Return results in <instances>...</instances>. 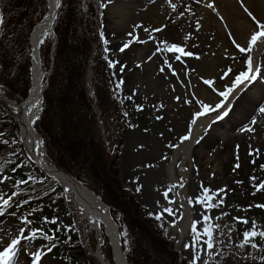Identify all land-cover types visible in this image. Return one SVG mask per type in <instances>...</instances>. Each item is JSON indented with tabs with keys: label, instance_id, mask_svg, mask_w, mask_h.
<instances>
[{
	"label": "rangeland",
	"instance_id": "rangeland-1",
	"mask_svg": "<svg viewBox=\"0 0 264 264\" xmlns=\"http://www.w3.org/2000/svg\"><path fill=\"white\" fill-rule=\"evenodd\" d=\"M187 1L186 6L190 11L209 10L206 5L210 0H204L198 5L195 4L197 0ZM100 3L103 8V42L109 55L112 76L121 86L126 104H129L126 120L129 121L130 126H127L129 128L126 130L122 143L121 134L124 123L115 110H110L108 118L101 124V133L109 154L107 156L110 158L119 155V172L123 188L129 191L136 201H141L146 207L145 203L150 205V210L155 217H159L173 234L174 250L194 264H207L217 255L222 256L223 263L220 264H236L238 260L260 259L264 256V239L257 236L248 244H244L243 233L253 229L257 232L264 231V207H257V205H264V189L258 190V186L264 183V165L256 169L254 175L243 178L245 171L241 169V166L235 167L234 164L231 172H227V179L218 180L223 175L217 177L218 173L214 175L208 170V166L207 171L204 170L201 149L210 151L211 155L217 151L219 163L224 166L223 162L229 160L231 165L235 161V156L240 154V144L244 141L252 140V146L264 147V112H261V109H264V100L255 101L252 94L239 96L231 108L234 109V111L231 110L232 114L238 110H249V107L258 109L254 125L257 134H253V131H245L244 133H249L243 137L244 141L233 137L230 142L226 141V136L238 135L236 134L238 126L248 121L254 114L251 113L245 122L239 124L238 121L236 125L232 124L233 116L231 115L227 126L231 127L232 131L222 135L225 129L216 132L209 128L201 136V146L193 150L194 163L191 166L187 184L188 203L193 217L191 229L183 242H179L169 227V224L175 221V216L182 215V210L176 204L175 193L165 190V183L162 181L165 163L171 160L172 148L178 145L189 131L186 108L191 105V102L183 95L182 84L192 81L193 86L195 84L203 86L214 96L209 101V105L225 106L227 99L234 91L226 97L220 96L219 92L227 91L228 87L236 89L232 81L236 75L246 71V58L250 54L240 52L232 43L233 46L225 52L215 51L210 57L206 54L214 61L215 66L218 65V69L207 68L203 55L200 58L188 59L192 68L177 78V85L173 82L163 84L154 82L153 79L151 80V71L153 72L151 56L154 55V53L151 54V44L156 39L155 34L144 33L142 43L135 48L137 52L141 51L140 54L136 51H127L125 47L126 35L128 31H132L140 24L139 17L142 13L131 17L127 23L128 26L120 29L109 18V7L111 9L116 1L100 0ZM147 5V8L154 5V1ZM121 40L124 42H119ZM7 41L13 54V60H9L8 66L10 71L15 73L18 71L17 64L23 58L21 50L24 41L19 37H7ZM236 43L243 46L239 41ZM161 52H163L162 49ZM41 57L43 69L46 71L45 59L42 55ZM145 64L148 65L145 66ZM229 68L231 72L227 71ZM209 71H212L216 78L212 80L214 83L211 86L204 83L209 79ZM91 77L92 75L90 82ZM0 89L5 97L20 100L18 90L12 91L3 84H0ZM193 89L195 93V88ZM204 104L206 103L202 101L199 108L204 109ZM222 109L216 108L207 115L220 113ZM40 141L43 143H39ZM39 142L42 156L47 162L55 165L45 138L40 137ZM234 153L236 155L233 156ZM262 157L264 159V153ZM0 167L3 169L0 171V180H3L5 176L10 177L0 183V194L5 199L12 197L10 206H7L4 214L0 215L1 250L9 247L13 239L20 241L15 249V256L9 264H14L20 254H23L29 264H98L95 256L88 251L81 240L76 216L69 206L64 190L59 184H50L46 175L27 159L18 114L1 98ZM243 179H249L250 182L245 184ZM21 181L26 183H20ZM205 189L210 190L212 198L201 203ZM221 189L223 191H220ZM166 192L167 196H165ZM165 209H170L171 212ZM205 217L209 219L206 220ZM237 217L247 220L248 223H242L236 219ZM25 219L30 223H26ZM53 220L55 223L51 222ZM194 227L196 231L193 230ZM206 228L212 232L213 249L207 248L206 242L209 237L204 234ZM21 229H23L22 235ZM34 231L35 237L32 236ZM42 233H46L55 240L43 239ZM8 234H10L9 237ZM135 238L137 239L135 256L140 264H173L164 254L152 249L151 245L142 240L139 235ZM89 240L91 247L95 248L96 236L92 229L89 232ZM62 242L74 243L77 248L65 250V244ZM242 244L243 247H241ZM252 244L258 247H252ZM103 254L111 264H115L113 252L109 246L103 245ZM37 255L40 257L39 261L36 260Z\"/></svg>",
	"mask_w": 264,
	"mask_h": 264
},
{
	"label": "bare ground",
	"instance_id": "bare-ground-1",
	"mask_svg": "<svg viewBox=\"0 0 264 264\" xmlns=\"http://www.w3.org/2000/svg\"><path fill=\"white\" fill-rule=\"evenodd\" d=\"M51 3V11L49 14L41 19L31 37V51H32V71H31V85L30 91L26 98L22 101L10 100L9 106L18 114V119L22 128V141L27 150V153L36 160L40 167L48 177L50 183L59 184L66 194L69 206L76 216L77 228L80 232L81 240L86 245L96 258L98 264H111L103 254L104 235L110 239L113 247V258L115 264H130L124 254L119 250L115 235V227L112 219L108 213L107 207L97 197V195L84 185H80L70 180L60 169L54 164L49 163L40 153V146L38 145V133L34 129L33 122L36 118V113L39 109L44 78V69L40 56L41 41L44 37L53 31L55 23V13L58 9L57 0H49ZM60 1V0H59ZM116 3L109 7V18L111 22L117 24L120 29H125L128 26L129 19L138 13H142L139 17V25L132 31H128L126 35L127 51H136V46L142 43L146 33L155 34V40L151 44V80L158 83L173 82L175 85L177 78L185 73L186 70L192 68L189 58H203L206 59L205 64L207 68L218 69L209 57L215 51L225 52L233 43V40L239 41L243 46H247L250 36L254 31L259 30L255 21L248 16L244 8L246 7L261 23H264V0H210L208 3L214 4V8H209L205 12L190 11L187 6V0H113ZM154 1V5L147 8V3ZM204 0L199 2L202 4ZM176 5L173 9L172 4ZM198 5L197 2H195ZM243 5V6H242ZM223 17V19H221ZM157 29H160L157 31ZM145 33V34H144ZM231 33V35H229ZM122 37V35L120 36ZM119 42H124L121 40ZM166 42V43H165ZM172 44L181 45L185 48V52H192L193 56L181 55L180 53L168 51V47ZM161 49L163 52H161ZM263 50V51H262ZM154 51V52H153ZM138 51L137 54H140ZM208 54V56L206 55ZM254 61V67L260 68L262 77H264V42H258L253 46V51L249 53ZM180 55V60L175 57ZM148 64H145L147 66ZM171 65V67H169ZM163 69V71H161ZM153 77V78H152ZM207 77V76H206ZM203 77V78H206ZM209 79L214 80V74L209 71ZM214 77V78H213ZM183 95L188 98L191 105L187 106L190 139L182 140L178 145L171 150V160L165 163L162 181L165 183L167 191H172L176 195V204L182 210L181 216H175V221L169 224L170 229L175 233L179 242H183L187 237L188 232L192 226V209L188 203V180L191 166L194 163L193 150L201 146V136L205 130L212 128L214 131L222 132L224 135L229 128V119L232 117V124L236 125L245 122L248 116L252 114L249 120L239 125L236 134L226 136L225 140L230 142L233 138L244 141L243 137L247 136L249 132L257 134L254 125L257 120V110L249 107V110H238L233 113L231 109L234 102L237 101L238 96H246L252 94L255 101L264 100V78H257L256 80H249L234 90L231 96L227 99L225 107L220 111L222 114L225 110L227 115L218 118L214 115L196 116L197 112H204V109L199 108L201 102L209 105V101L214 97L203 86L188 81L185 85ZM195 88V93L194 89ZM192 89V90H191ZM253 105V104H252ZM232 110V111H231ZM195 121V123H193ZM219 128V129H218ZM252 128V129H251ZM251 129V130H250ZM245 131H249L244 133ZM244 133V134H243ZM186 134V135H187ZM241 136V138H239ZM253 141H244L240 145V154L235 156V161L229 165V160L224 166L220 165L217 156V151L210 154V151L202 150V161L205 171L208 170L222 176L218 180L227 179V172H231V167L235 164L241 166L245 171V176L254 175L256 169H260L264 165L262 154L264 147L252 146ZM236 153L233 154V156ZM230 157V155H229ZM238 166V167H239ZM202 167V168H203ZM254 172V173H253ZM245 184H248L249 179H243ZM149 208L150 205L145 203ZM90 229L93 230L96 236L95 248L91 247L89 240ZM10 234H8V237ZM7 245L9 243H6ZM0 244V250H1ZM6 248V247H5ZM5 249L1 250L3 252ZM11 264V263H10ZM14 264H29L24 258L23 254L18 256Z\"/></svg>",
	"mask_w": 264,
	"mask_h": 264
},
{
	"label": "trees",
	"instance_id": "trees-1",
	"mask_svg": "<svg viewBox=\"0 0 264 264\" xmlns=\"http://www.w3.org/2000/svg\"><path fill=\"white\" fill-rule=\"evenodd\" d=\"M47 0H0V83L25 96L29 87V33L35 14H43ZM101 7L97 0H62L54 25L57 35L53 69L44 91L42 112L35 128L45 138L57 164L90 186L111 210L123 233V248L132 264L135 236L173 264H193L172 249L171 234L153 214L125 190L119 180V157L109 158L99 134L98 112L105 120L110 110L123 119L121 139L128 126L126 110L102 42ZM22 38L24 44L18 71H10L11 48L6 38ZM51 37L41 46L45 65L51 63ZM93 72V95L88 91L87 71ZM94 96V97H93ZM94 106L99 109L96 110ZM216 258L209 264H220ZM236 264H264L239 261Z\"/></svg>",
	"mask_w": 264,
	"mask_h": 264
},
{
	"label": "snow or ice",
	"instance_id": "snow-or-ice-1",
	"mask_svg": "<svg viewBox=\"0 0 264 264\" xmlns=\"http://www.w3.org/2000/svg\"><path fill=\"white\" fill-rule=\"evenodd\" d=\"M169 2H171V0H169ZM201 2V0H197V3ZM60 6L59 0H57V7ZM209 8H214V4L209 3L206 5ZM243 6V5H242ZM173 9L176 8V5L173 3L172 4ZM245 12L248 14L249 17H251V19L253 21H255V23L258 26L257 31H254L252 33V35L250 36L249 39V43L247 46H241L240 44L236 43L235 40H233V43L235 44V46L239 49L240 52H244V53H251L253 51V46L257 45L258 42H264V23H261L259 20H257V18L253 15V13L251 11H249L246 7L244 8ZM221 19H223V17H221ZM0 23H3V19L2 16H0ZM160 29H157V31H159ZM229 35H231V33H229ZM43 41H41L42 43ZM166 43V42H165ZM125 47H127V45H125ZM168 51H173V52H177L180 53L181 55H186V56H193L194 54L190 51L185 52L184 47L181 45H177V44H172L168 47L167 49ZM121 51H123V49H121ZM177 60H180V55H177L175 57ZM246 65H247V69L246 71L241 72L239 75L235 76V79L232 81V84L235 85V87H239L242 84H244L245 82L249 81V80H256L257 78H264L262 77V73L260 68L254 67V61L253 58L249 55L246 58ZM169 67H171V65H169ZM161 71H163V69H161ZM228 72H231V69L229 68L227 70ZM223 78V77H222ZM204 83L208 84V85H212L214 82L211 80H206L204 81ZM234 91L233 87H228L227 91H220L219 95L222 97H226L228 95H230L232 92ZM179 99V98H178ZM202 103V102H201ZM225 107L224 105H216V106H212V105H207L204 104L203 108H204V112H197L196 116L199 117L201 115H204L210 111H214L216 108H223ZM261 112H264V109H261ZM227 111L225 110L222 114L221 113H217L218 118H222L223 116L227 115ZM193 123H195V121H193ZM190 132L189 134L185 135L182 139L187 140L190 139ZM5 143H7V141H5ZM39 143H43L42 141H40ZM239 165H237L238 167ZM2 167H0V171H2ZM15 170V169H13ZM10 179V177H3V180H7ZM255 179V178H253ZM3 180H0V183L3 182ZM20 183H26V181H21ZM260 189H264V183H261L258 186V190ZM220 191H223V189H221ZM218 194V193H217ZM15 195V194H14ZM168 193H165V196H167ZM211 194H210V190L205 189L204 191V196L203 199L200 200L201 203H204L208 200H210ZM12 197H8L7 199L4 198V196L2 194H0V215L4 214V209L7 206H10V201H11ZM27 201H25L26 203ZM222 202V201H221ZM209 206H214V205H209ZM257 207H264V205H257ZM165 211L167 212H171L170 209H165ZM159 218V217H157ZM47 219V218H45ZM205 219H209L208 217H205ZM237 220H240L242 223H248L247 220H244L240 217L236 218ZM26 223H30V221H27L25 219ZM52 223H55V220L51 221ZM194 231H196L195 227L193 228ZM20 234H23V229L20 230ZM204 234L207 235L209 237V240L206 242L207 243V248L208 249H213L214 248V244L211 241V236H212V232L210 231V229H205ZM32 236L35 237L36 236V232L34 231L32 233ZM244 236V244H248L253 238L259 236L260 238L264 239V231L261 232H257L255 229L251 230V231H245L243 233ZM51 239V237H49ZM197 239H199V236H197ZM20 244V241L18 239H13L11 242V245L9 247H6V249L3 252H0V264H9V261H11L14 256H15V249L17 247V245ZM244 245L242 244L241 247H243ZM252 247H258V245L256 244H252ZM50 250V249H49ZM40 257L39 255L36 256V260L39 261ZM198 259V257H197ZM261 260H264V256L261 257Z\"/></svg>",
	"mask_w": 264,
	"mask_h": 264
},
{
	"label": "water",
	"instance_id": "water-1",
	"mask_svg": "<svg viewBox=\"0 0 264 264\" xmlns=\"http://www.w3.org/2000/svg\"><path fill=\"white\" fill-rule=\"evenodd\" d=\"M67 176L71 177L68 173H66ZM116 234L118 235V231L116 230Z\"/></svg>",
	"mask_w": 264,
	"mask_h": 264
}]
</instances>
